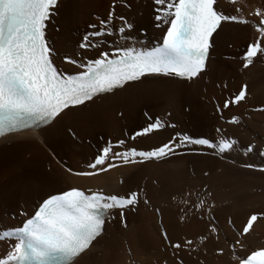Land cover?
Wrapping results in <instances>:
<instances>
[{"label":"bare ground","instance_id":"obj_1","mask_svg":"<svg viewBox=\"0 0 264 264\" xmlns=\"http://www.w3.org/2000/svg\"><path fill=\"white\" fill-rule=\"evenodd\" d=\"M113 3L112 34L90 36ZM155 7L153 0H58L45 29L54 66L75 74L82 69L66 58L79 64L100 58L101 52L153 49L164 30L155 26ZM241 7V18L253 22L258 18L247 13L264 11V0H243ZM217 8L237 15L228 0H217ZM124 21L132 27L121 33ZM85 36L97 46L81 49ZM255 38L251 23L225 22L212 37L206 70L193 80L145 76L66 110L43 128L0 138V230L18 227L45 197L71 188L121 197L136 192L137 203L123 209V217L119 209L107 213L102 234L75 264H237L234 257L264 248V172L258 170L264 168L259 154L264 151V55L246 69L240 58ZM243 86L246 99L223 109L225 99ZM232 117L236 124L225 123ZM156 119L165 127L131 138ZM183 136L236 143L222 154L189 143L161 160L125 164L112 157L133 148L151 151L173 137L178 144ZM121 140L124 144L117 147ZM109 144L113 147L106 164L87 167ZM249 146L252 152L246 151ZM108 163L116 166L98 171ZM248 164L254 167L243 166ZM93 171L97 174L72 175ZM202 200L197 211L194 205ZM253 214L258 219L250 234L239 237ZM236 239H243V248H232ZM185 240L194 243L171 247ZM9 248L8 241H0V256Z\"/></svg>","mask_w":264,"mask_h":264},{"label":"snow or ice","instance_id":"obj_2","mask_svg":"<svg viewBox=\"0 0 264 264\" xmlns=\"http://www.w3.org/2000/svg\"><path fill=\"white\" fill-rule=\"evenodd\" d=\"M242 2L243 0H228L237 13L229 15L217 8V0H153V4L157 6L154 9L155 26L164 29L159 47L144 53L132 50L114 52V58L101 52L100 58L79 64L66 58V63L75 64L82 69L72 75L64 74L54 66L52 49L45 38L47 22L54 15L58 0H0V137L49 125L66 110L78 108L96 96L111 93L114 89L140 81L145 76L193 80L206 70L212 37L218 34L225 22L251 23L256 38L246 46L240 57L242 67L248 68L258 55H264V11H249L248 15L258 18L249 22L241 18ZM123 6L128 7L127 4ZM114 10L115 3L110 6L106 19L99 21L100 29L90 36L112 34L108 28L115 18ZM119 19L124 20L123 17ZM131 27L124 21L118 31L123 33L126 28ZM89 39V36H85L79 47H96ZM245 99L246 86H243L231 99H225L222 108L228 109ZM217 111L222 109L218 107ZM237 122L236 117L227 121L229 124ZM163 127L165 124L156 119L131 138L147 135ZM175 139L173 137L168 143L151 151H137L133 148L115 152L112 157L122 159L125 164L161 160L175 154L176 148L189 143L215 149L222 154L231 150L236 143L234 140L221 139L214 144L207 139L183 136L177 144L174 143ZM123 144L124 141L121 140L117 147ZM112 147L111 144L104 147L101 154L87 167L97 169L98 166H104L109 160ZM246 151L252 152L253 149L249 146ZM259 154L264 156V151ZM136 157H140V161ZM115 166L108 163L98 171H108ZM243 166L254 167L251 164ZM258 170L264 172V168ZM96 174L95 171L72 173L85 177ZM137 200L136 192L121 197L102 192L86 194L76 188L48 195L21 226L0 230V241L10 243L6 254L0 256V264H75L76 259L102 234L106 214L110 210L119 209L123 217L122 210L135 205ZM203 205L202 200L194 207L200 211ZM257 219L256 214L250 215L237 235L241 238L249 235ZM212 231L215 232V228ZM164 238L167 240L166 235ZM193 243V240H185L183 244L172 243L171 247L179 250ZM237 246L244 247L243 239L232 242L233 249ZM234 258L237 264H264V248ZM179 264H183V261H179Z\"/></svg>","mask_w":264,"mask_h":264},{"label":"rangeland","instance_id":"obj_3","mask_svg":"<svg viewBox=\"0 0 264 264\" xmlns=\"http://www.w3.org/2000/svg\"><path fill=\"white\" fill-rule=\"evenodd\" d=\"M88 28L91 30L92 29V26L91 25H88ZM110 31V30H109ZM94 38H98V37H94ZM100 45V44H99ZM86 49H90V48H86ZM83 50H85V49H83ZM227 120H230V119H227ZM227 120L225 121V123H227ZM227 124H229V123H227ZM118 160H120V159H118ZM118 162H120V161H118Z\"/></svg>","mask_w":264,"mask_h":264}]
</instances>
